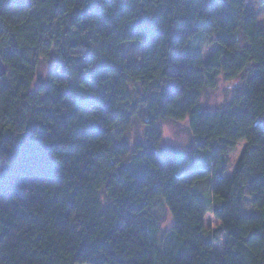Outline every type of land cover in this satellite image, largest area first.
I'll return each mask as SVG.
<instances>
[{
	"label": "trees",
	"instance_id": "obj_1",
	"mask_svg": "<svg viewBox=\"0 0 264 264\" xmlns=\"http://www.w3.org/2000/svg\"><path fill=\"white\" fill-rule=\"evenodd\" d=\"M0 49V264H264V0H0Z\"/></svg>",
	"mask_w": 264,
	"mask_h": 264
},
{
	"label": "rangeland",
	"instance_id": "obj_2",
	"mask_svg": "<svg viewBox=\"0 0 264 264\" xmlns=\"http://www.w3.org/2000/svg\"><path fill=\"white\" fill-rule=\"evenodd\" d=\"M52 64H53V60L49 62H43L41 64L40 72H39L40 75L35 87L42 81L48 69L52 66ZM234 91L235 89L233 88L232 84H228L224 81H221L216 89L209 90L203 94L202 101L210 108H217L221 105L226 104L232 97ZM142 135H143V129L134 130V136L142 137ZM162 135H163L164 143L173 144L183 149H189L191 147L192 137L187 131L186 125L183 122H173V121L164 122L162 124ZM244 145L245 143L241 142L238 145L236 151L230 155L229 163H228V167L230 171L232 170L237 160L239 159ZM205 224H206V228L212 230L219 226V221L211 212H209L206 215ZM224 240L225 237L223 235L221 242L215 243V246L220 248Z\"/></svg>",
	"mask_w": 264,
	"mask_h": 264
},
{
	"label": "water",
	"instance_id": "obj_3",
	"mask_svg": "<svg viewBox=\"0 0 264 264\" xmlns=\"http://www.w3.org/2000/svg\"><path fill=\"white\" fill-rule=\"evenodd\" d=\"M7 73V67L3 60L2 51L0 49V75H5Z\"/></svg>",
	"mask_w": 264,
	"mask_h": 264
}]
</instances>
